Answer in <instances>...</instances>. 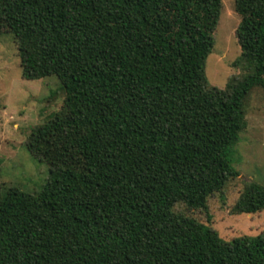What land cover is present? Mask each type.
<instances>
[{"label": "trees", "instance_id": "trees-1", "mask_svg": "<svg viewBox=\"0 0 264 264\" xmlns=\"http://www.w3.org/2000/svg\"><path fill=\"white\" fill-rule=\"evenodd\" d=\"M222 0H0L22 76L64 106L28 137L50 167L34 194L0 187V264H264V232L224 240L206 209L239 175L249 93L264 87V0H235L246 73L209 86ZM264 210L248 182L235 214Z\"/></svg>", "mask_w": 264, "mask_h": 264}, {"label": "rangeland", "instance_id": "rangeland-1", "mask_svg": "<svg viewBox=\"0 0 264 264\" xmlns=\"http://www.w3.org/2000/svg\"><path fill=\"white\" fill-rule=\"evenodd\" d=\"M214 32V47L206 60L209 86L225 88L245 69L236 65L241 48L236 36L240 16L235 0H222ZM66 93L56 76L29 80L22 76L18 43L7 20L0 18V187H17L34 194L48 182L50 167L34 157L26 144L32 130L52 119L64 106ZM247 125L235 147L239 175L208 198L206 209L177 203L174 211L216 230L224 240L264 232V210L235 214L232 208L248 182L264 186V87H255L245 102Z\"/></svg>", "mask_w": 264, "mask_h": 264}]
</instances>
